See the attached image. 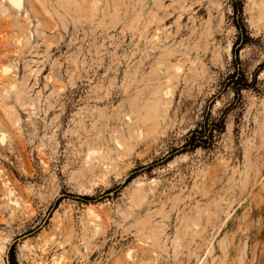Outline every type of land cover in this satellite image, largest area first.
<instances>
[{"label":"rangeland","instance_id":"1","mask_svg":"<svg viewBox=\"0 0 264 264\" xmlns=\"http://www.w3.org/2000/svg\"><path fill=\"white\" fill-rule=\"evenodd\" d=\"M207 113L223 131L182 151ZM11 244L15 264H264V0H0V264Z\"/></svg>","mask_w":264,"mask_h":264},{"label":"trees","instance_id":"2","mask_svg":"<svg viewBox=\"0 0 264 264\" xmlns=\"http://www.w3.org/2000/svg\"><path fill=\"white\" fill-rule=\"evenodd\" d=\"M240 6V5H239ZM241 9V8H240ZM240 9H239V16H240ZM236 12V11H234ZM236 29L239 31L240 36L236 38L234 43L232 44L231 52L234 57V60L237 61V51H238V44L239 46L243 44L242 38L246 36V31L242 24L235 25ZM227 86H232L234 95L239 97V92L242 88L247 87L248 84L246 80L243 79L242 72L236 68L231 73L228 81L226 82ZM209 114L207 116H203L201 121L198 122L195 127L188 131L186 134L184 143L182 145V151H193L198 148L208 149L213 145V138L216 134H220L224 129V121L223 117L215 118L209 120ZM132 176H129L126 179V183L130 181ZM9 255L12 258V264H15L13 261V251H14V244H11L8 247Z\"/></svg>","mask_w":264,"mask_h":264},{"label":"snow or ice","instance_id":"3","mask_svg":"<svg viewBox=\"0 0 264 264\" xmlns=\"http://www.w3.org/2000/svg\"><path fill=\"white\" fill-rule=\"evenodd\" d=\"M18 6V5H17Z\"/></svg>","mask_w":264,"mask_h":264}]
</instances>
